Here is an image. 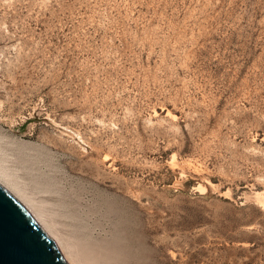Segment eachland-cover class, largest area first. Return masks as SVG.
Segmentation results:
<instances>
[{
	"label": "rangeland",
	"instance_id": "rangeland-1",
	"mask_svg": "<svg viewBox=\"0 0 264 264\" xmlns=\"http://www.w3.org/2000/svg\"><path fill=\"white\" fill-rule=\"evenodd\" d=\"M0 180L83 264H264V0H0Z\"/></svg>",
	"mask_w": 264,
	"mask_h": 264
},
{
	"label": "water",
	"instance_id": "water-1",
	"mask_svg": "<svg viewBox=\"0 0 264 264\" xmlns=\"http://www.w3.org/2000/svg\"><path fill=\"white\" fill-rule=\"evenodd\" d=\"M0 264H68L53 239L1 184Z\"/></svg>",
	"mask_w": 264,
	"mask_h": 264
},
{
	"label": "bare ground",
	"instance_id": "bare-ground-1",
	"mask_svg": "<svg viewBox=\"0 0 264 264\" xmlns=\"http://www.w3.org/2000/svg\"><path fill=\"white\" fill-rule=\"evenodd\" d=\"M104 155H105V158L104 157L103 158L106 159L108 157V155H106V154H104ZM0 184L9 193H11L31 213V215L35 218V220L38 222V224L43 228V230L46 232V234L53 239L57 248L59 249L60 253L65 258V260L67 261L68 264H83L79 260H77L75 257H73L68 251H66V253L63 251L64 249H63L62 243L60 241H58V239L52 235L51 231L45 225L43 219L41 217H39V215L36 212H34L32 209H30V206L26 202V200L21 199L19 196H17L16 193H14L11 189H9L6 185H4L1 180H0Z\"/></svg>",
	"mask_w": 264,
	"mask_h": 264
}]
</instances>
